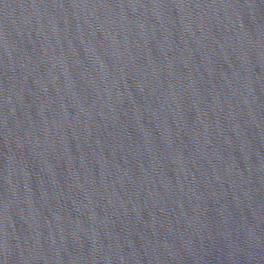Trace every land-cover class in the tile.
Segmentation results:
<instances>
[{
  "label": "water",
  "instance_id": "water-1",
  "mask_svg": "<svg viewBox=\"0 0 264 264\" xmlns=\"http://www.w3.org/2000/svg\"><path fill=\"white\" fill-rule=\"evenodd\" d=\"M0 264H264V0H0Z\"/></svg>",
  "mask_w": 264,
  "mask_h": 264
}]
</instances>
